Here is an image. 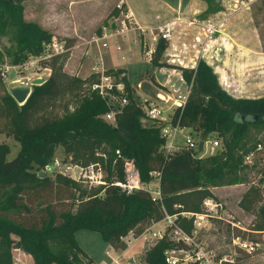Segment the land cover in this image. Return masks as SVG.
Masks as SVG:
<instances>
[{
	"label": "trees",
	"instance_id": "obj_1",
	"mask_svg": "<svg viewBox=\"0 0 264 264\" xmlns=\"http://www.w3.org/2000/svg\"><path fill=\"white\" fill-rule=\"evenodd\" d=\"M22 1L0 0V36L13 42L8 55L13 65L39 54L52 36L23 18ZM219 2L205 0L206 8L199 17L218 12ZM63 41L64 51L44 62L48 75L41 84L31 86L23 104L14 102L0 79V134L19 146L15 156L6 160L8 146L0 144V264H12V248L29 255L32 264H92L75 240L78 230L96 232L110 248L123 250L122 238L127 233L136 237L151 222L160 220L161 208L169 214L202 211L201 201L211 196L209 188L246 181L243 156L251 149L245 147L244 137L250 127H264V95L231 96L202 59L192 68L168 64L162 58L167 44L156 39L148 61L150 71L159 66L175 67L188 87L183 107L172 109L169 122L198 130L202 139L213 133L221 140L219 149L207 157L193 156L185 148L164 153L158 127L140 124L142 113L124 71L106 70L124 85L126 103L116 108L89 90L93 74L80 79L63 70L72 45L68 39ZM148 76L155 82L151 73ZM70 95L73 106L69 111ZM110 110H114L112 123L101 119ZM58 146L68 151L76 148L90 161L95 151L107 156L110 172L101 195H96L99 189L86 190L59 174L53 180L45 173L38 176ZM123 159L133 162L142 182L150 180L151 172L157 173L159 201H151L143 189L124 194L111 185L123 178ZM258 171V181H264V167ZM258 186L248 184L238 204L254 215L252 230L262 232L264 205L256 206L260 201ZM185 228L189 229V223ZM241 234L235 231V235ZM170 247L180 245L162 238L141 259L146 264H165L162 251Z\"/></svg>",
	"mask_w": 264,
	"mask_h": 264
},
{
	"label": "rangeland",
	"instance_id": "obj_2",
	"mask_svg": "<svg viewBox=\"0 0 264 264\" xmlns=\"http://www.w3.org/2000/svg\"><path fill=\"white\" fill-rule=\"evenodd\" d=\"M117 1L118 0H87L85 1L84 5H82L83 11L81 10L82 8L80 6H77V3L74 2L71 7L69 6V10H67L66 12V10H64L65 3L62 0H23L22 12L23 18L27 21H34L44 28H49L53 32L62 30V32L67 36H61L58 34L51 35L56 39H68L69 41H71L70 43L72 44V55L69 60L68 67L71 68L72 66H80L79 75H83L86 73L87 75H89V73L91 72L89 71L88 66L97 64L98 57L96 55V48L94 46L87 47L85 41H87L89 37L93 35V33L98 32L102 25H107L111 13H113L111 12L112 7ZM124 1L126 6L133 13H135L138 18L143 19V22L147 24L154 25L156 22L154 16L157 15L158 17H161L162 13L165 10L164 3H169L171 6H175L177 1L181 2L182 4L189 0ZM195 1L204 2V0ZM225 1H230L233 4L232 8L235 11L244 9L241 6L240 0H220V8L222 3H225ZM251 4V6L249 5L250 8L248 7L249 18H247L246 21H248V23L255 29L257 37H259L260 41L262 42L261 47L264 48V0H258L255 2L253 1V3L251 2ZM241 27L243 28V30H245L243 26ZM243 30H241V32H243ZM136 35L137 41L135 37L129 39V43H124V41H121V52H112L110 50L107 56L106 54H104L103 67L104 69H108L106 66L108 62H117V60L119 59L126 70L127 78L133 85L138 80V75L142 73L143 94L146 97L151 98L153 97L152 95H154L153 93L157 92V85L154 84L155 82H152L153 84H150L147 81L149 80L148 73L151 72L149 70V65L143 57L142 46H154L155 42L150 41L148 31L146 33V38H144L142 34ZM153 35L155 36V32H153ZM211 36L213 37L214 42H212L211 44H208L207 42L206 47L208 48V45H211V47H213L211 49L212 52L217 55V62L220 64L222 61L224 63L223 67H226L227 72H230V74L234 73V76L240 79V82H234L233 80L226 79V76H224L225 81L223 82L219 80V75L216 74L219 86L233 97L239 95H246L249 97L264 95V89L262 88V90L254 92L252 88L253 84L249 81L250 77L255 78V75L264 73L261 72L262 65L259 64L258 66H253L244 64V61L242 62V60L240 59L239 53H235L232 47L228 48L227 46H225V41H223L224 39H218L215 33H212ZM207 38L208 37H206V40ZM240 39L243 40L242 38ZM194 42L196 43V46L202 45L201 51H203L204 43L197 40H194ZM166 44L168 46V42H166ZM13 47V42L9 40V37L0 36V68H2L4 65H13L9 62L8 57L9 53L13 50ZM190 47L193 48L192 46ZM37 55H30L24 61H27V59L29 60L30 57H34ZM162 58H168L165 53V49L163 50ZM44 62L45 61H40L39 65L41 67H45ZM145 71L148 72L145 74ZM251 72L254 74H251ZM46 73V69H40L38 71H34L32 69L30 71H24L21 69H8L4 73V76L0 75V79L4 90L8 92L10 88L16 85H20V78L23 75L28 77L41 76V78H44ZM15 80L17 81L15 82ZM262 83H264V81ZM256 89L258 88H255V90ZM132 96L134 97V94ZM72 99L73 97L71 95L67 97V101L69 102V111L73 106L71 102ZM140 99L138 97L139 101ZM169 111L171 112V109ZM169 111H167V113H169ZM140 124L146 126L148 125V122H143L140 120ZM185 135L193 140L202 138L198 130L187 128L183 129L179 134H176V142H182V138ZM208 139H216L218 141V146L220 147L221 140L215 134L210 133ZM1 143H4L8 146V153L6 154L5 159L10 160L18 151V143L12 138L5 137L4 135L0 134V144ZM244 143L245 147H249L250 149H252V145H260V149L253 153L250 162L245 164L246 168L244 172L246 173V181L244 183L231 186L209 188V192L211 194L209 198H213L215 201L222 204V210L220 211V216L222 217V219H215L211 221L210 228L207 230V228L205 227L206 230H201L195 241L202 245L205 250H212L216 254L225 252L228 253L230 251L229 253H233L234 255L233 264H264V231L257 232L252 230V225L256 221L254 215L249 210L246 211L241 209L238 204L240 197L245 192L248 184H258L260 191V201L256 204V206L264 205V181H258L260 179L258 169L264 167V127H250L244 137ZM218 146L215 149L208 146L207 153L210 154H207L203 157H207L208 155L213 154L216 149H219ZM90 160L91 158H86L85 154H83L76 148H74V151H68L67 148L58 146L54 151L51 162L44 169V173L49 177V179L53 180L62 164L73 162L83 165L91 162ZM94 160H96V158H94ZM107 161V156L105 160L101 161L104 168V175L106 180L110 172ZM71 210H74V205L71 207ZM226 220H231L234 223H237L236 225H238L240 229H234L239 231V233H242L241 235H239L241 238L257 243V248L254 253L245 255L235 252L234 254V251L231 248V244L229 242L230 225L226 222ZM75 239L79 247L84 252H92L94 255H99L100 251L104 247L99 234H97L96 232L80 230L77 232ZM10 254L12 264H30V262H28V260L23 257L22 252L16 249L12 248ZM103 259L105 261L104 257Z\"/></svg>",
	"mask_w": 264,
	"mask_h": 264
},
{
	"label": "built area",
	"instance_id": "obj_3",
	"mask_svg": "<svg viewBox=\"0 0 264 264\" xmlns=\"http://www.w3.org/2000/svg\"><path fill=\"white\" fill-rule=\"evenodd\" d=\"M255 0H240L243 8H248L251 2ZM115 13L113 14L111 21L105 26L102 25L98 32L93 33L89 37L85 44L87 47L94 46L97 50L98 63L94 64L90 68V74L94 75V79L89 82L88 88L90 91L96 93L99 97L105 99V101L113 107L119 108L126 103L125 89L122 81L119 77H116L112 73L106 72L107 69L103 67V56L108 54L110 49L120 51L121 41L129 34L136 35L142 34V29L138 27L132 20L130 13L124 7L122 0H118L114 5ZM158 20V16H155ZM173 22H164L155 26V36L152 34L151 40L153 42L156 39H161L164 42H168L170 39L171 25ZM215 31L214 28L207 29V36ZM205 45V44H204ZM153 45L142 46V53L144 59L148 62L153 52ZM64 41L56 39L51 36L50 40L43 44L41 52L34 57H30L29 60L23 61L17 65L7 66L4 65L0 68V75L4 76V73L8 69H21L24 71H38L40 69L48 68L41 67L40 61H47V59L54 55L64 51ZM166 62L170 64L167 60ZM151 74L154 79V74L163 77L162 82H156L157 92L154 94V99H140L133 97L135 103L140 107L142 116L140 118L143 122H148V125H154L158 127L159 136L163 140L162 151L173 152L181 148H185L193 153V156L203 157L207 154L208 146L215 149L218 146L216 139L205 138L193 140L183 136L182 142H176V134L180 133L183 128H179L176 124L169 122V110L175 107H183L187 94L188 87L186 86L181 72L179 69L172 66H159L152 69ZM47 73L44 78L41 76L28 77L22 76L20 78V85H30L31 81L36 78L44 80L47 77ZM171 78L175 81L183 84V89L179 90L173 83ZM17 80H15L16 82ZM169 111V113H167ZM113 112L110 110L103 115L101 119L112 123ZM201 142V147L198 150V143ZM260 149L259 144H255L254 148L249 150L243 156V164L249 163L253 153ZM93 156L96 160L88 162L86 164H78L73 162H67L61 165L57 174L65 177L66 179L74 182L76 185L86 190L99 189L96 193L97 196L101 195L107 185V180L104 175V168L101 163L105 160L104 153L95 151ZM123 178L121 181H113L111 185L117 187L124 194H130L135 190L143 189L146 191L151 201H159V181L156 172H151V178L147 182L140 180L137 169L129 159H123ZM46 168V167H45ZM200 212H178L167 213L161 208V219L151 222L146 226L142 232L136 237L127 233L122 240L125 243V249L114 250L110 248L104 251V255L109 260V264H146L141 259V256L152 248L162 238H167L171 242L179 244L177 248H165L162 251V258L165 264H233V253H220L216 254L212 250H205L202 245L195 241L201 230L205 227L207 230L211 226V221L215 219H222L220 211L222 210V204L215 201L213 198H204L201 201ZM230 225L229 227V242L231 248L235 252L249 255L255 252L257 243L241 238L239 235H235L236 229L239 228L237 223L231 220H226ZM186 223H189V229L185 228ZM206 230V229H205ZM138 243V248L133 249V246Z\"/></svg>",
	"mask_w": 264,
	"mask_h": 264
},
{
	"label": "crops",
	"instance_id": "obj_4",
	"mask_svg": "<svg viewBox=\"0 0 264 264\" xmlns=\"http://www.w3.org/2000/svg\"><path fill=\"white\" fill-rule=\"evenodd\" d=\"M62 1L65 3L64 10H66L67 12V10H69V6L71 7V5L74 2H76L77 6H80L82 8L81 10L83 11L82 5H84L85 1L87 0H62ZM255 1H258V0H255ZM122 2L124 4V7L130 13V16L133 22L142 29V36H144V38H146V33L148 31V34L150 36V41H152L151 36L153 32H155L154 29L157 24H161V23L169 22V21L174 23L171 25L170 39L168 41V46L165 48V53L168 56L166 60L171 65H174V66L177 65V66L185 67V68H192L195 65V62L198 61V59H202L208 65L211 66L215 74L219 75L220 81L224 82L225 81L224 76H226V79L233 80L234 82L235 81L240 82V79L236 78L234 76V73L230 74V72L229 73L227 72L226 67L225 68L223 67L224 63L222 61L220 64L217 62L218 61L217 55L213 53L211 50L213 47H211V45H208V48L206 47L207 42L208 44H211L212 42H214L212 36H207V29L214 28L215 31L213 33L216 34V37H218V39H222V40L224 39L223 41H225L224 42L225 46H227L228 48L232 47L235 53H239L240 59L242 60V62L244 61V64L253 65V66H258L259 64H261L262 65L261 72H264V48L262 50V47H261L262 42L260 41L259 37H257V33L255 29L248 23V21H246V19L249 18V13H248L249 8L247 9L244 8V9L235 11L232 8L233 4L230 1H227V2L225 1V3H222L221 9L218 12L214 14H210L207 17L200 18L199 15L206 8L205 0L204 2L203 1L197 2L195 0H189L182 4L181 2L177 1L175 6H171L169 3L168 4L164 3L165 10L162 13V16L158 17V20H156L155 16L157 15H155L154 19L156 20V22L154 25H150V24L143 22V19L138 18L135 15V13H133L126 6L124 0H122ZM114 5L111 10V12L113 13H111L108 23L111 21V18L113 14L115 13ZM38 25L44 30H46L47 32H49L50 34H58L61 36H67L65 33L62 32V30L53 32L49 28H46V27L44 28L40 24ZM241 26H243L245 30H243ZM241 30H243V32H241ZM133 37H135L137 41V35H132V34H129L122 41H124V43H129L128 40ZM206 37H208L207 40H206ZM240 38H242L243 40H241ZM194 40L200 41L205 44L203 51H201L202 45L196 46V43L194 42ZM190 46H192L193 48H191ZM110 50L112 52L115 51L112 48ZM115 52H121V49L120 51H115ZM71 55H72V52L70 49L69 57L67 58V60L65 61L63 65V70L69 74H74L76 77L80 79L85 78L87 76V73L83 75H79L80 66H77V67L72 66L71 68L68 67ZM147 64L149 65L148 62ZM106 66L108 69H113V70L122 69L124 71L126 81L129 84V86L132 88V95L134 94V98L139 97L143 100L150 98V97H146L143 94L142 76H141V79L137 80L136 83L133 85L127 78L126 70L124 66L122 65V63L119 61V59L117 60V62H113V63L108 62ZM90 68L91 66L89 65L88 66L89 71H90ZM149 70H150V67H149ZM251 74H254V73L251 72ZM140 75H142V73H140L138 77ZM163 79H164L163 77H160L159 75L154 74V81L159 83V82H162ZM170 80H171V83H173L175 87H177L179 90L183 89L182 83L175 81V79L173 78H171ZM147 81L151 84L149 80ZM249 81L253 84L252 88L254 92H258L259 90L264 89V85H263L264 83H262L264 81V73L260 75H255V78L250 77ZM255 88H258V89L255 90ZM152 96L154 97V95ZM234 97L257 98L260 96L249 97L246 95H239V96H234ZM78 231H76L74 234L75 238H76V234ZM103 246L104 247L100 251L99 255H94L92 252L91 253L84 252L81 248L80 249L91 260L92 264H109V260L104 255V251L109 250L110 247L105 242H103ZM137 248H138V243H136L133 246V249H137ZM23 257L26 260H28L30 264H32V261L29 255L23 254ZM103 257L105 258V261Z\"/></svg>",
	"mask_w": 264,
	"mask_h": 264
},
{
	"label": "water",
	"instance_id": "obj_5",
	"mask_svg": "<svg viewBox=\"0 0 264 264\" xmlns=\"http://www.w3.org/2000/svg\"><path fill=\"white\" fill-rule=\"evenodd\" d=\"M43 82L42 79L40 78H36L33 79L30 83V85H16L12 88L9 89L8 93L10 95V97L14 100V102L18 105H21L24 103V101L26 100V98L28 97L30 91H31V86H35V85H39ZM113 107L110 106V109H112ZM255 119V117H254ZM264 121V118H263ZM201 147V142L198 143V147L197 149L199 150ZM44 172L43 171H39L38 172V176L42 177L44 176ZM16 248V246H15Z\"/></svg>",
	"mask_w": 264,
	"mask_h": 264
}]
</instances>
